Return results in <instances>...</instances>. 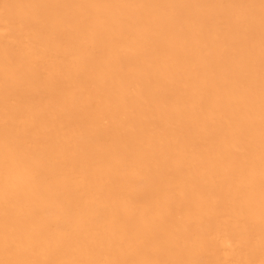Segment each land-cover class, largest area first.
I'll list each match as a JSON object with an SVG mask.
<instances>
[{
  "label": "bare ground",
  "instance_id": "obj_1",
  "mask_svg": "<svg viewBox=\"0 0 264 264\" xmlns=\"http://www.w3.org/2000/svg\"><path fill=\"white\" fill-rule=\"evenodd\" d=\"M0 264H264V0H0Z\"/></svg>",
  "mask_w": 264,
  "mask_h": 264
}]
</instances>
